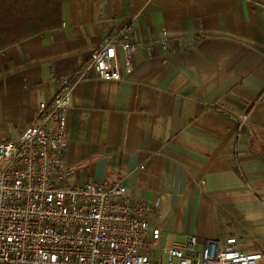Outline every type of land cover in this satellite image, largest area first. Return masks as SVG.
Masks as SVG:
<instances>
[{"label":"crops","instance_id":"0c3cea01","mask_svg":"<svg viewBox=\"0 0 264 264\" xmlns=\"http://www.w3.org/2000/svg\"><path fill=\"white\" fill-rule=\"evenodd\" d=\"M133 18L132 71L118 49L122 79H100L91 52ZM53 72L74 83L78 181L158 202L161 250L234 236L264 264V0H60L58 27L0 50V141L54 97Z\"/></svg>","mask_w":264,"mask_h":264},{"label":"built area","instance_id":"2783aa9c","mask_svg":"<svg viewBox=\"0 0 264 264\" xmlns=\"http://www.w3.org/2000/svg\"><path fill=\"white\" fill-rule=\"evenodd\" d=\"M134 19L91 52L100 79H122L118 49L132 71ZM53 78L56 93L39 102L33 122L0 141V264H162V252L167 264H259L262 253L243 251L234 236L208 239L199 251L191 235L161 250L162 231L150 224L160 216L158 202L133 198L122 179L78 181L67 158L74 83L67 75Z\"/></svg>","mask_w":264,"mask_h":264},{"label":"trees","instance_id":"16d2710c","mask_svg":"<svg viewBox=\"0 0 264 264\" xmlns=\"http://www.w3.org/2000/svg\"><path fill=\"white\" fill-rule=\"evenodd\" d=\"M59 25L60 0H0V50Z\"/></svg>","mask_w":264,"mask_h":264},{"label":"rangeland","instance_id":"374dc122","mask_svg":"<svg viewBox=\"0 0 264 264\" xmlns=\"http://www.w3.org/2000/svg\"><path fill=\"white\" fill-rule=\"evenodd\" d=\"M3 39L8 40V39H11V38H3Z\"/></svg>","mask_w":264,"mask_h":264}]
</instances>
